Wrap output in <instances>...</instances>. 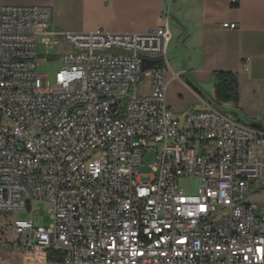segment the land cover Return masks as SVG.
Instances as JSON below:
<instances>
[{
    "label": "built area",
    "instance_id": "obj_1",
    "mask_svg": "<svg viewBox=\"0 0 264 264\" xmlns=\"http://www.w3.org/2000/svg\"><path fill=\"white\" fill-rule=\"evenodd\" d=\"M51 18L0 6V213L45 204L51 220L11 221L0 249L38 264H264V203L248 201L264 193V130L210 104L179 126L166 104L168 10L143 35L60 34ZM52 47L50 87L37 69ZM182 178L200 179L195 194Z\"/></svg>",
    "mask_w": 264,
    "mask_h": 264
},
{
    "label": "crops",
    "instance_id": "obj_2",
    "mask_svg": "<svg viewBox=\"0 0 264 264\" xmlns=\"http://www.w3.org/2000/svg\"><path fill=\"white\" fill-rule=\"evenodd\" d=\"M0 6L47 7L54 31L66 34L143 35L168 10L166 104L170 90L186 110H204L213 99L214 73H232L237 103L221 105L235 121L264 123V0H0ZM0 264L38 261L0 249Z\"/></svg>",
    "mask_w": 264,
    "mask_h": 264
},
{
    "label": "rangeland",
    "instance_id": "obj_3",
    "mask_svg": "<svg viewBox=\"0 0 264 264\" xmlns=\"http://www.w3.org/2000/svg\"><path fill=\"white\" fill-rule=\"evenodd\" d=\"M53 16V15H52ZM50 29L54 30L53 23L51 19ZM60 34H66L68 32L56 31ZM37 52L39 58L42 59L46 56V49L42 45H38ZM58 53L57 47H52L47 51V54L51 57L52 60H48L45 63L39 65L37 69V73L40 76H45L48 82V85L52 87L54 85L55 74L60 69V63L58 62L59 56H56ZM140 94H145L149 88V80L144 78L142 82L138 83ZM178 97L174 95V93L168 92V106H171L174 109V117L178 120L179 126L183 125V120L185 116L195 110L188 109L186 110L182 105L178 102ZM211 103V101H209ZM224 105H220L217 107V110L227 118L231 120H236V117L230 113L226 108H223ZM204 109V108H203ZM202 110V109H200ZM148 157L144 158V163L146 164L148 161ZM140 175H149V170L147 167L143 166L139 168ZM200 179L198 178H182L177 181V186L179 189H182L186 195H193L196 193L197 189L200 187ZM249 202L256 203H264V193H257L255 195H251L248 198ZM49 206L45 204L35 205L30 209V211H16L12 214H4L0 213V241L3 239L11 240L12 232L10 223L13 220H27L30 221L32 218L35 223L38 224L39 221L43 227H48L51 224L50 214H49Z\"/></svg>",
    "mask_w": 264,
    "mask_h": 264
},
{
    "label": "trees",
    "instance_id": "obj_4",
    "mask_svg": "<svg viewBox=\"0 0 264 264\" xmlns=\"http://www.w3.org/2000/svg\"><path fill=\"white\" fill-rule=\"evenodd\" d=\"M236 5V4H234ZM238 88L236 77L232 73L217 72L213 75V99L211 106L217 108L225 103H237ZM250 126L264 130V123H249Z\"/></svg>",
    "mask_w": 264,
    "mask_h": 264
},
{
    "label": "water",
    "instance_id": "obj_5",
    "mask_svg": "<svg viewBox=\"0 0 264 264\" xmlns=\"http://www.w3.org/2000/svg\"><path fill=\"white\" fill-rule=\"evenodd\" d=\"M160 65V62H146V61H143V68L142 70L143 71H146L154 66H159Z\"/></svg>",
    "mask_w": 264,
    "mask_h": 264
}]
</instances>
